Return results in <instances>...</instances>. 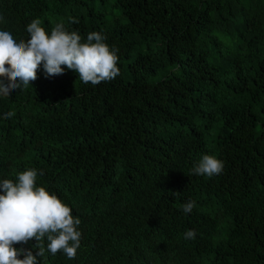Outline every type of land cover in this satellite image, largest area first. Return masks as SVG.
Instances as JSON below:
<instances>
[{
	"label": "trees",
	"instance_id": "obj_1",
	"mask_svg": "<svg viewBox=\"0 0 264 264\" xmlns=\"http://www.w3.org/2000/svg\"><path fill=\"white\" fill-rule=\"evenodd\" d=\"M0 16L17 42L39 19L119 50L111 81L41 65L0 96V181L42 170L81 220L75 259L48 264H264V0H0ZM203 155L222 173L193 174Z\"/></svg>",
	"mask_w": 264,
	"mask_h": 264
},
{
	"label": "clouds",
	"instance_id": "obj_2",
	"mask_svg": "<svg viewBox=\"0 0 264 264\" xmlns=\"http://www.w3.org/2000/svg\"><path fill=\"white\" fill-rule=\"evenodd\" d=\"M0 22H4L2 16ZM69 22L79 23L75 18ZM26 31L30 38L17 42L10 32L0 30V96L9 97L13 90L28 87L38 78L41 65L46 78L64 74L65 66L76 72L83 83L93 86L120 74L119 50L110 49L106 37L99 32L89 33L82 42L78 31H69L63 23H57L48 35L39 19L32 20ZM13 115L7 112L4 118ZM223 168L224 163L215 156L203 155L192 173L211 178L221 174ZM38 174L43 175V171L27 169L18 174L15 182L0 181L4 193L0 195V264H39V257L40 264H48L61 251L68 259H75L81 246V220L55 194L36 185ZM195 206L194 201H189L182 209L191 213ZM195 235L194 230H186L184 238L194 239ZM28 243L31 248L14 247ZM35 247L38 249L34 251Z\"/></svg>",
	"mask_w": 264,
	"mask_h": 264
}]
</instances>
